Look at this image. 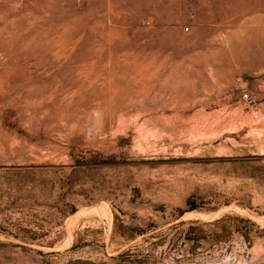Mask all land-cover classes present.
Returning <instances> with one entry per match:
<instances>
[{
    "label": "rangeland",
    "instance_id": "obj_1",
    "mask_svg": "<svg viewBox=\"0 0 264 264\" xmlns=\"http://www.w3.org/2000/svg\"><path fill=\"white\" fill-rule=\"evenodd\" d=\"M0 264H264V0H0Z\"/></svg>",
    "mask_w": 264,
    "mask_h": 264
},
{
    "label": "built area",
    "instance_id": "obj_2",
    "mask_svg": "<svg viewBox=\"0 0 264 264\" xmlns=\"http://www.w3.org/2000/svg\"><path fill=\"white\" fill-rule=\"evenodd\" d=\"M243 98L245 99H249L251 97L250 93L245 91L243 94H242Z\"/></svg>",
    "mask_w": 264,
    "mask_h": 264
}]
</instances>
